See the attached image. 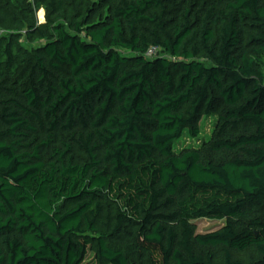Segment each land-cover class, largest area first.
Masks as SVG:
<instances>
[{
	"label": "trees",
	"instance_id": "16d2710c",
	"mask_svg": "<svg viewBox=\"0 0 264 264\" xmlns=\"http://www.w3.org/2000/svg\"><path fill=\"white\" fill-rule=\"evenodd\" d=\"M197 7L98 0L20 75L0 47V264H264V0Z\"/></svg>",
	"mask_w": 264,
	"mask_h": 264
},
{
	"label": "rangeland",
	"instance_id": "374dc122",
	"mask_svg": "<svg viewBox=\"0 0 264 264\" xmlns=\"http://www.w3.org/2000/svg\"><path fill=\"white\" fill-rule=\"evenodd\" d=\"M200 0H185L184 4L192 10L197 9ZM98 0H0L2 17L0 20V47L2 52L10 45L15 56V74H24L27 71L28 62L34 54L41 51L47 40L56 37L54 25L61 23L66 27L72 22L83 21L89 15V10ZM183 4V5H184ZM165 20L168 27H173L180 21L179 0H164ZM49 17V18H48ZM84 38H87L83 34ZM159 52L161 49H155ZM6 58V56H1ZM217 123L216 115L203 114L197 126L199 137L193 138L189 134L184 137L185 146H202L213 133ZM106 209L103 215V223L107 221ZM225 223L224 220L214 218H202L196 221L198 232H207L218 229ZM232 259L245 263L254 262L261 258L255 247H249L243 251L228 250ZM215 262H223L227 250L220 246L216 251H210ZM87 264H108L105 261L97 262L93 256L87 259Z\"/></svg>",
	"mask_w": 264,
	"mask_h": 264
},
{
	"label": "built area",
	"instance_id": "2783aa9c",
	"mask_svg": "<svg viewBox=\"0 0 264 264\" xmlns=\"http://www.w3.org/2000/svg\"><path fill=\"white\" fill-rule=\"evenodd\" d=\"M155 51H156V50H155L154 48L150 49V50L148 51V53H147V56H148V57H152V56H154V55L156 54Z\"/></svg>",
	"mask_w": 264,
	"mask_h": 264
}]
</instances>
